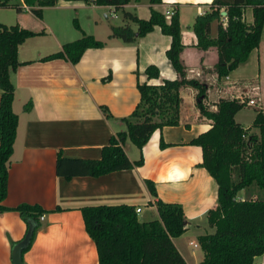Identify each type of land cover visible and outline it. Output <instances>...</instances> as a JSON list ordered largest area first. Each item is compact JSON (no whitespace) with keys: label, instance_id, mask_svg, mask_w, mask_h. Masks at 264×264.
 Masks as SVG:
<instances>
[{"label":"crops","instance_id":"crops-1","mask_svg":"<svg viewBox=\"0 0 264 264\" xmlns=\"http://www.w3.org/2000/svg\"><path fill=\"white\" fill-rule=\"evenodd\" d=\"M209 2L160 0L151 6L160 11L175 6L182 44L179 58L186 68V76H195L205 85V101L211 104L218 96L243 99L245 103L234 112L233 119L243 127L249 126L247 133H256L250 123L254 108L264 112V41H261L264 18L257 45L243 61L217 78L213 71V47H194L190 29L194 15L207 10ZM2 5L6 7L8 2L0 3V7ZM57 6L71 11L77 19L79 14L88 15L91 28L81 29L103 40L104 44L85 48L75 62L64 57L41 59L66 41L56 38L53 41L55 48L36 49L35 44L41 42L33 40L39 34L36 33L18 44L16 58L19 63L8 69L13 84L11 108L16 113V126L12 152L7 160L6 193L2 204L13 207L19 203H36L46 210L41 214L29 246L21 254L22 262L97 264L95 246L84 229L80 207L131 204L138 207L136 218L141 221L157 216L152 201L158 198L180 205L184 230L170 239L185 263L195 264L202 255L196 235L211 230L204 213L214 204L215 183L199 165V146L188 142L209 126L208 120L200 116L193 105L190 87L179 90L176 124L153 129L139 148L123 138L124 154L129 160L140 154L139 164L99 175L69 178L57 175L54 169L57 151L68 157L98 158L100 147L107 143L109 136L125 129L120 117L125 116L137 100L135 81L157 84L162 78H174V70L164 55L169 36L153 26L128 42L115 36L108 37L109 31L104 29L105 23L98 19L95 11L100 10L107 19L108 14L116 17L114 13L120 10L113 5L83 0H56L51 5H43L39 17L22 1L21 5L14 4L15 14L7 19L0 18V23H16L33 31L42 30L40 33L46 28L51 31L44 12ZM138 7H144L142 13L148 15L147 0H127L122 5L132 13ZM247 10L249 17H246ZM27 16L32 24L27 22ZM250 19L249 5H243L242 20L249 22ZM76 21L79 27L83 25ZM130 23L134 30L135 24ZM118 24H122V16L120 23L112 25ZM211 24L214 28L215 22ZM40 25L41 29L38 28ZM147 64L156 67L157 76L145 77L142 69ZM247 99L252 103H247ZM100 106L107 108L109 116ZM244 107L252 108L245 121L237 114ZM159 139L164 143L162 146L158 144ZM145 178L152 182L155 196L145 188ZM242 196L240 190L237 197ZM25 227L16 210L0 211V264H12L11 242L22 237ZM252 264H264V253L254 255Z\"/></svg>","mask_w":264,"mask_h":264},{"label":"trees","instance_id":"trees-1","mask_svg":"<svg viewBox=\"0 0 264 264\" xmlns=\"http://www.w3.org/2000/svg\"><path fill=\"white\" fill-rule=\"evenodd\" d=\"M22 1L39 17L41 6L51 5L56 0ZM83 1L113 5L120 10L122 24L112 25L108 37L115 36L128 42L153 26L160 33L168 35L169 43L164 55L175 76L173 79L162 78L157 84L135 81L137 100L131 110L120 117L125 129L109 136L107 143L100 147L98 158L68 157L57 151L55 173L64 178L94 176L139 164L140 154L134 160H129L124 154L123 138L126 137L139 148L153 129L176 124L179 90L190 87L193 105L198 114L208 120L209 126L188 142L199 146V165L215 183L214 204L204 213L211 230L196 235L202 255L195 264H252L254 255L264 253V112L253 109L250 125L256 128V133H247L249 126L243 127L233 119L234 112L244 105L243 99L218 96L211 104L205 101V85L195 76H186V68L179 58L182 44L175 10L165 17L160 10L151 6L160 0H147L148 15L144 18L122 8L127 0ZM243 5H249V22L242 20ZM221 10L223 24L220 20ZM263 18L264 0H210L207 10L194 15L190 24L194 35L193 46L199 49L213 47L215 77L224 75L243 61L257 45ZM212 21L215 22L214 34L209 36ZM72 22L81 35L62 43L59 49L41 59L64 57L75 62L85 48L104 44L103 40L85 33L75 19ZM129 22L135 24L134 30ZM40 32L42 30L33 31L16 23H0V211L16 210L25 222V230L28 220L35 221L26 248L40 224L39 215L46 210L36 203H19L13 207L2 204L6 193L7 160L12 152L16 126V113L11 108L13 84L8 69L15 68L19 63L16 58L18 44ZM142 71L146 78L157 76L153 64L145 65ZM100 108L109 116L105 106ZM158 144L162 146L164 143L159 139ZM143 182L148 193L155 196L152 182L146 178ZM240 190L242 198L237 197ZM152 204L157 216L141 221L137 220L131 204L80 207L84 229L95 246L97 264H186L170 239L184 230L180 205L158 198H154Z\"/></svg>","mask_w":264,"mask_h":264},{"label":"rangeland","instance_id":"rangeland-1","mask_svg":"<svg viewBox=\"0 0 264 264\" xmlns=\"http://www.w3.org/2000/svg\"><path fill=\"white\" fill-rule=\"evenodd\" d=\"M1 1L3 3L8 2V5L6 7H4L3 5L2 7H0V18H4V19L10 18L11 16L15 14L14 4L16 5L22 4L21 0H1ZM60 7L61 6H57V8H47L45 10L44 17H45V20H47L51 24V31L50 29L46 28L44 33H39L37 36L33 38L34 41H41L40 42L41 44H45V45H41L40 43L35 44V47H37L36 49L48 50L51 48H55L53 41H56V38L58 40H65V41L68 40L69 41V40L79 37L81 35V32L73 26V22H72L73 19L79 20L82 22L83 25L80 26V28H83L84 30H89L91 28L90 27L91 23L88 20V15L81 16V14H79V19H77L74 13H72L69 10L62 9ZM144 9H145L144 7H138L135 9L134 13L137 16L144 18L146 16L144 13H142ZM95 14L99 20H102V23H105L104 29L106 28V30L109 31V33L111 30L112 24H117L121 22L120 12L114 13L116 17L110 16V14H108L107 19L103 18L102 14L100 13V10L95 11ZM27 17H29L27 19V22H30V24H32L30 16H27ZM246 17H249V10H247ZM55 20L56 22H54ZM130 24H133V23H130ZM38 28L41 29L42 25H40V27ZM182 29L184 30L185 27H183ZM102 30H100V33L102 32ZM213 32H214V28H213V25L211 24V31L209 33V36H212ZM105 34L103 35V37L105 36ZM261 41H264V28H263L262 35H261ZM251 111H252L251 107H248V108L244 107V108H241L237 112V114L241 119L245 121L248 118V114Z\"/></svg>","mask_w":264,"mask_h":264},{"label":"water","instance_id":"water-1","mask_svg":"<svg viewBox=\"0 0 264 264\" xmlns=\"http://www.w3.org/2000/svg\"><path fill=\"white\" fill-rule=\"evenodd\" d=\"M220 13H223V10L220 11ZM35 225L34 220H28L27 222V228L24 231L21 238H19L17 241H15L10 248V259L12 264H21V252L29 243L30 236L32 234L33 228Z\"/></svg>","mask_w":264,"mask_h":264},{"label":"built area","instance_id":"built-area-1","mask_svg":"<svg viewBox=\"0 0 264 264\" xmlns=\"http://www.w3.org/2000/svg\"><path fill=\"white\" fill-rule=\"evenodd\" d=\"M174 10H175V6H174V5H170V6H167L166 8H164V9L161 11V13H162L165 17H167V16H169ZM220 14H221V17H220V19H221V24H223V23H224V15H223V13H220ZM246 102L250 104V103H252V100H251V99H247ZM133 209H134V211L136 212V211L138 210V207H134ZM41 218H42V215H39V219H41Z\"/></svg>","mask_w":264,"mask_h":264}]
</instances>
